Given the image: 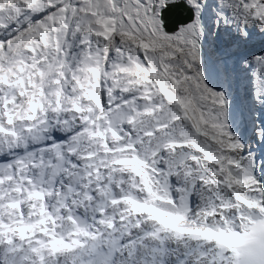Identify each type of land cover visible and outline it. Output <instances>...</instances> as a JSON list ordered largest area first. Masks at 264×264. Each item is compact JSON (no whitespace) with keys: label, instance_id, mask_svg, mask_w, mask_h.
I'll use <instances>...</instances> for the list:
<instances>
[{"label":"snow or ice","instance_id":"obj_1","mask_svg":"<svg viewBox=\"0 0 264 264\" xmlns=\"http://www.w3.org/2000/svg\"><path fill=\"white\" fill-rule=\"evenodd\" d=\"M0 264H264V0H0Z\"/></svg>","mask_w":264,"mask_h":264},{"label":"bare ground","instance_id":"obj_2","mask_svg":"<svg viewBox=\"0 0 264 264\" xmlns=\"http://www.w3.org/2000/svg\"><path fill=\"white\" fill-rule=\"evenodd\" d=\"M242 88H238L235 92L236 100H237V106L242 105L243 96L239 93ZM240 107H238L239 109Z\"/></svg>","mask_w":264,"mask_h":264},{"label":"water","instance_id":"obj_3","mask_svg":"<svg viewBox=\"0 0 264 264\" xmlns=\"http://www.w3.org/2000/svg\"><path fill=\"white\" fill-rule=\"evenodd\" d=\"M239 93H240L242 96H244L243 89H241Z\"/></svg>","mask_w":264,"mask_h":264},{"label":"flooded vegetation","instance_id":"obj_4","mask_svg":"<svg viewBox=\"0 0 264 264\" xmlns=\"http://www.w3.org/2000/svg\"><path fill=\"white\" fill-rule=\"evenodd\" d=\"M238 107L242 108V105H239Z\"/></svg>","mask_w":264,"mask_h":264}]
</instances>
